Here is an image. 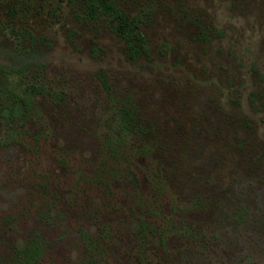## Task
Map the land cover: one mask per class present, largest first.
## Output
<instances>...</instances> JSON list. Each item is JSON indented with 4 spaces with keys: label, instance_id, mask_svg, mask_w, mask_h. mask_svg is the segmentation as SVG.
Instances as JSON below:
<instances>
[{
    "label": "rangeland",
    "instance_id": "374dc122",
    "mask_svg": "<svg viewBox=\"0 0 264 264\" xmlns=\"http://www.w3.org/2000/svg\"><path fill=\"white\" fill-rule=\"evenodd\" d=\"M107 1L0 0V264H264V0Z\"/></svg>",
    "mask_w": 264,
    "mask_h": 264
},
{
    "label": "trees",
    "instance_id": "16d2710c",
    "mask_svg": "<svg viewBox=\"0 0 264 264\" xmlns=\"http://www.w3.org/2000/svg\"><path fill=\"white\" fill-rule=\"evenodd\" d=\"M99 4L101 5V9L104 10V12L106 14H109V12H111L109 15H111L113 20H114V25L112 28H113V31L115 32V34H117L118 36H120L122 39H124L127 42L131 41L136 34L135 30H134L135 27H134L133 20L131 18H127L123 14L117 13L115 11L114 7L107 0H99ZM132 51L135 52V50H132ZM19 96L20 97L24 96V94H19ZM120 111H121V120L123 122L124 127H130V124L131 125L133 124L132 123L133 120L130 123V120H131L130 117H132L133 114L129 113V111L126 108L121 109ZM138 119H139L138 117L135 118V121H137L136 125H138ZM94 175L95 174H93L92 176H94ZM168 186H169V183L167 182V187ZM219 190L220 191L222 190L221 186H220ZM211 199H213V197ZM213 201H215V200H213ZM194 205H196V207H197V204H194ZM211 206H212V204H206V208L204 211H209Z\"/></svg>",
    "mask_w": 264,
    "mask_h": 264
},
{
    "label": "flooded vegetation",
    "instance_id": "af4514ba",
    "mask_svg": "<svg viewBox=\"0 0 264 264\" xmlns=\"http://www.w3.org/2000/svg\"><path fill=\"white\" fill-rule=\"evenodd\" d=\"M37 92H39V90H37ZM27 92L24 90V92H16V96H15V99L14 100H12V105H11V107L14 109V110H19L20 111V113H21V115L16 119V120H14V118H13V116H12V114H11V117H10V119H12L13 120V122L15 121V122H17V121H20V120H22L23 121V119L25 118V113L27 112V108H29L28 107V104H29V102H28V100H29V98H28V96H27V94H26ZM19 94H24V96H19ZM34 97H40L38 94H35L34 95ZM14 103V104H13ZM17 107V108H16ZM8 116V115H7ZM10 116V115H9ZM9 120V119H8ZM61 121H63L64 122V120H61ZM9 123V122H8ZM14 124H16V123H14ZM71 152H72V150H70V153H68L67 155H68V158L72 155L71 154ZM25 162V161H24ZM24 162L22 163V161H20V162H18L17 164H13V165H9V166H12V167H14V168H18V167H20V166H23L24 165ZM24 170H25V168H24ZM14 175L15 174H12V177H14ZM11 181H12V179H10L9 177H7V178H5L4 179V182H7V184L8 185H10V183H11ZM189 241L187 240V238L184 240V242H183V245L184 244H186V243H188ZM191 243V241L189 242V244ZM170 247H172V250L170 251V252H174V251H178V246H177V244L176 243H174L172 246H170ZM26 248V247H25ZM17 250H20V249H22V248H16ZM25 252H27V250L25 251ZM169 256L170 257H172L171 256V254H169ZM172 259H174V261L175 260H179L180 258L179 257H177V254H173V257H172Z\"/></svg>",
    "mask_w": 264,
    "mask_h": 264
}]
</instances>
